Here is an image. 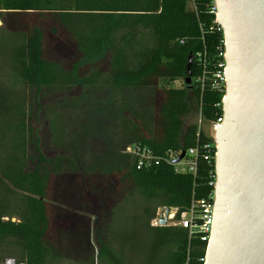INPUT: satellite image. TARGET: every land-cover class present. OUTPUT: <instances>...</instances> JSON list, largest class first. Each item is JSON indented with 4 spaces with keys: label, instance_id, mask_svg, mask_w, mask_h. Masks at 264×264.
<instances>
[{
    "label": "trees",
    "instance_id": "obj_1",
    "mask_svg": "<svg viewBox=\"0 0 264 264\" xmlns=\"http://www.w3.org/2000/svg\"><path fill=\"white\" fill-rule=\"evenodd\" d=\"M212 1L0 0V263L204 264L206 245L186 228L151 223L214 189L215 161L194 175L165 160L197 142V122L185 126L191 92L204 122L223 113ZM189 70L192 88L176 86ZM85 87L153 89L150 111L123 109L122 152L92 162L53 145L41 122L54 89ZM135 144L161 160L139 167L125 151Z\"/></svg>",
    "mask_w": 264,
    "mask_h": 264
},
{
    "label": "water",
    "instance_id": "obj_2",
    "mask_svg": "<svg viewBox=\"0 0 264 264\" xmlns=\"http://www.w3.org/2000/svg\"><path fill=\"white\" fill-rule=\"evenodd\" d=\"M215 2L227 87L214 127L215 210L204 264H264V0ZM185 83L192 88L191 70Z\"/></svg>",
    "mask_w": 264,
    "mask_h": 264
},
{
    "label": "rangeland",
    "instance_id": "obj_3",
    "mask_svg": "<svg viewBox=\"0 0 264 264\" xmlns=\"http://www.w3.org/2000/svg\"><path fill=\"white\" fill-rule=\"evenodd\" d=\"M3 26L1 21L0 27ZM184 80L180 79L175 85L183 86L186 84ZM26 90L30 94L33 92L32 88L26 87ZM53 93L45 102L51 109L41 118L42 124L45 122L50 128L47 137L54 142L53 145L59 144L67 150L69 148L84 162L96 161L105 149L121 153L124 145L123 136L120 135L123 109L136 107L140 111L146 104L150 111L153 103L151 88L114 90L85 87L80 91L56 88ZM190 99L192 111L187 116L186 127L197 122L200 117L199 102L192 92ZM28 102L29 107L34 106V98ZM204 129L210 136L215 135L212 123L205 122Z\"/></svg>",
    "mask_w": 264,
    "mask_h": 264
},
{
    "label": "built area",
    "instance_id": "obj_4",
    "mask_svg": "<svg viewBox=\"0 0 264 264\" xmlns=\"http://www.w3.org/2000/svg\"><path fill=\"white\" fill-rule=\"evenodd\" d=\"M192 2V1H191ZM193 5V2H192ZM210 13L214 14V25L217 31L224 33L222 26L217 21V5L215 0L212 1L210 7ZM219 56L222 59L218 62L217 68L213 74L211 85L212 87L222 94V100L226 92V60H225V38L222 40V45L219 47ZM197 56L200 59L205 57V53L198 52ZM200 81L203 78L199 79ZM217 106L223 108V101L217 103ZM224 113L216 120L212 121L214 127L223 121ZM204 120L200 114L197 121V142L194 146L185 149V156L175 162V160L182 154L184 150H169L165 155V160L173 166V169L177 173H191L196 174L200 161H205L212 164L216 158V143L214 135L210 136L204 129ZM215 131V130H214ZM205 133L209 139H203L202 134ZM125 151L137 159L139 167L151 166L154 163H158L161 158L154 154L153 150L147 146H141L138 144L130 145L126 147ZM210 184L213 186V192L209 197L201 199H193L191 206L181 211L179 207H171L170 213L167 216L166 226H181L188 230L190 237H195L201 240L207 245L211 238L213 218H214V191L217 181L216 170H210L209 172ZM166 207H160L152 220L153 226H161L160 220L166 217ZM205 261V258L203 259ZM0 264H25L24 262H18L15 258H7Z\"/></svg>",
    "mask_w": 264,
    "mask_h": 264
}]
</instances>
